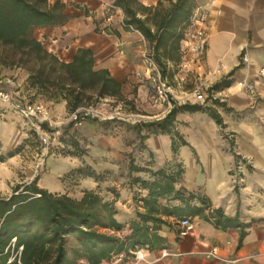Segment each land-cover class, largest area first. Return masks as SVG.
I'll return each instance as SVG.
<instances>
[{
    "label": "crops",
    "instance_id": "obj_1",
    "mask_svg": "<svg viewBox=\"0 0 264 264\" xmlns=\"http://www.w3.org/2000/svg\"><path fill=\"white\" fill-rule=\"evenodd\" d=\"M56 1L49 0V4ZM60 1L65 5L67 22L35 27L34 36L65 62L73 59L78 48H91L95 68L109 69L122 82L123 95L136 102L138 109L144 112L143 118L165 117L170 110L152 100L143 76L146 74L140 72L145 67L140 56L141 40H146L140 32L124 29L123 11L113 5L114 0ZM140 1L156 5L159 0ZM196 1L198 6L210 12L206 57L202 62L193 54L182 57L178 73L172 79V90L175 99L181 103L176 93H188L182 85L184 79L197 77L210 87L234 71L231 85L217 92L220 102L226 106L216 105L225 127L205 112H180L176 129L188 144L182 145L178 154L173 152L169 134L150 135L142 150L130 146L121 134L108 138L99 147L91 146L86 161L97 172L117 171L123 166L129 172L126 158L131 152L136 164L146 166L150 162L149 167L153 170L179 163L184 169L179 186L202 193L210 200L212 209L220 208L226 217L237 219L240 226L222 229L202 217H188L190 226L184 235H180L179 221L170 218L169 224L163 225L159 232L166 238L165 248L146 249L143 262H133L131 254L122 253V261L114 257L101 264H129L131 261L132 264H264V81L258 77L259 69L264 66V0ZM110 9L112 14L108 13ZM95 20L104 28L102 32L96 31ZM244 47L249 56L248 63H242ZM28 75L21 67L0 65V87L11 89L9 82L12 81L24 96L34 95L35 90L28 87ZM241 80L256 82L257 95L251 96L242 89L238 84ZM189 102L198 103L193 97ZM52 104L55 116L65 118L68 114L66 101ZM27 137L22 118L0 100V155L5 156L0 160V196L11 195L17 184L29 183L38 176L39 162L31 159L25 148L9 155ZM237 155L243 164L239 171ZM63 159L65 167L55 171L47 158V169L39 176L40 187L57 193L66 192L60 177L76 167L79 160L75 157ZM52 165H56L55 160ZM238 174L241 177H237ZM136 175L147 177L144 172H136ZM81 184L88 190L99 185L92 177L82 179ZM103 185L101 183L100 193L112 200L113 194ZM114 185L119 193L115 202L116 217L126 225L124 234L140 208L134 199L138 188L123 178ZM242 232L245 233L243 238Z\"/></svg>",
    "mask_w": 264,
    "mask_h": 264
},
{
    "label": "trees",
    "instance_id": "obj_2",
    "mask_svg": "<svg viewBox=\"0 0 264 264\" xmlns=\"http://www.w3.org/2000/svg\"><path fill=\"white\" fill-rule=\"evenodd\" d=\"M113 5L123 11L124 29L142 34L149 56L160 67L162 76L172 79L182 61V40L197 1L159 0L156 5H146L140 0H114ZM64 8L60 0L52 5L49 0H0V45L7 48L0 55V64L26 69L28 87L35 90L34 98L42 96L54 103L66 101L69 113L105 98L133 104L123 95L122 82L109 69L95 68L91 48H78L73 59L65 62L33 35L35 27L65 24L68 17ZM233 74L231 71L210 86V94L229 87ZM218 104L226 107L219 99L211 104H181L174 100L165 117L140 120L133 126L140 142L137 149L146 148L144 141L150 135L162 133L171 136L173 152L178 154L179 148L188 144L176 129L178 114L205 112L224 128ZM30 133L9 155L32 142L34 132ZM230 141L234 145L232 138ZM72 146L76 149L72 155L85 154L77 141ZM4 157L0 155V160ZM149 163L141 166L130 160V183L138 188L134 199L140 208L124 234L126 225L116 217L119 193L115 186L106 187L114 198H105L100 193L104 173L90 164L72 168L62 179L92 177L99 183L96 189L84 190L81 197L40 187L39 176L29 183L17 184L11 195L0 196V264H101L122 253L130 255L131 250L140 247L163 249L166 238L159 232L170 218L180 221L198 216L222 229L240 226L237 219L226 217L220 208L212 209L210 200L202 193L179 186L184 173L181 164L170 163L153 170ZM136 172H144L147 177ZM244 235L242 232L241 237Z\"/></svg>",
    "mask_w": 264,
    "mask_h": 264
},
{
    "label": "rangeland",
    "instance_id": "obj_3",
    "mask_svg": "<svg viewBox=\"0 0 264 264\" xmlns=\"http://www.w3.org/2000/svg\"><path fill=\"white\" fill-rule=\"evenodd\" d=\"M108 13L112 14L113 13L112 9H110ZM91 15H93L92 17L94 18V14H91ZM95 21L97 22L96 31L102 32L104 28L101 27V25L99 24L97 20ZM32 33L34 35L33 30H32ZM47 40L48 38H46V41H44L46 42V44H47ZM6 50H7L6 47L0 45V55L4 53ZM148 52H149L148 43L142 39L141 47H140V56L142 59V63L144 64L145 67L143 71H140V72L142 74L143 72L146 74V75L143 74V76L149 88L150 81L158 73V71H160V67L157 64L156 65L150 64V62L147 60ZM0 65H3V64H0ZM24 70L27 72L26 69ZM130 75L132 76L133 73H131ZM166 79L168 80L171 87L174 88V86H172L173 85L172 79L173 80L175 79L174 76L170 80L168 78ZM201 81L203 80H200L197 77H194L189 80L184 79V81H182V85H183V88L188 93H191ZM174 82H176V80ZM208 93H209V96H211L212 93L210 94L209 91ZM176 94L179 96L178 98L181 101V104L185 102H189L190 99L187 100L185 97L186 95L184 93L178 92ZM27 98L28 99L33 98L34 100H42L50 108L53 106L52 103H54L52 101L47 100L46 98L42 96H37L34 98L33 95L27 94ZM174 98H175V94H174ZM193 99L196 100L194 97ZM131 100L134 103L127 105V104H124L123 102H117L114 99L105 98L97 102L96 104L88 105L87 107L91 109V113L84 116L79 123L69 120L70 113L68 111H67L68 114L63 119L58 116H55V113L52 112L57 121L63 122L60 127V131H61L60 134L57 135L55 138H52L51 143L49 145L42 144L39 141V139L33 134V137L31 140L32 142L27 144L24 147L26 150V154L31 159L35 160L36 162H39V169L37 173L38 176H40V174L46 171L47 158L49 159L48 161L49 165H51V167H53L55 171L58 168L65 167L64 165L66 161L65 159H63V157H68V158L75 157L76 159H78L79 163L74 168L82 166L83 164H90L86 161V156L90 157V151L92 148L91 146L99 147L102 143L107 141L108 138L110 137H116V136L123 134L126 137V140L129 141L130 146H132L134 149L140 148L139 138L137 137L136 131L134 130L133 126L137 124L140 120H145L146 118H143L141 116V114L144 112L138 109V106L133 99ZM197 102L202 103L200 101H197ZM25 130L28 132V134L30 133V131L27 128H25ZM60 136L62 138L61 140L59 139ZM73 141H77L80 144V147L85 150L84 155H81V156L72 155V152L76 151V149L72 146ZM126 159H127V166H129L131 159L136 160V158L133 157L132 152L127 154ZM52 160H55L56 165L54 166L52 165ZM120 165L122 164L120 163ZM123 167H121L117 171L110 170V169L109 171H107L108 169L101 171L102 173H104L103 175L104 181L101 182L102 184H104L103 186L104 187L115 186L114 185L115 182L119 181L121 178L126 179V181L130 182L128 168L124 169ZM70 170H68L67 172H69ZM67 172H65L60 177L61 180L63 179L64 175ZM82 179L79 176H75V177L70 176V177H67L65 181L62 180V182L65 185V191H66L65 193H68L69 195L73 197H81L83 194H80V193H83L84 190H86L81 184Z\"/></svg>",
    "mask_w": 264,
    "mask_h": 264
},
{
    "label": "built area",
    "instance_id": "obj_4",
    "mask_svg": "<svg viewBox=\"0 0 264 264\" xmlns=\"http://www.w3.org/2000/svg\"><path fill=\"white\" fill-rule=\"evenodd\" d=\"M209 17L210 12L207 8L197 6L194 10L188 28L186 30L184 39L182 40L183 57L187 54H193L195 59L202 62L206 57V52L209 43ZM147 60L152 65L156 62L147 54ZM242 63L249 62V56L246 47L242 49L241 53ZM258 77L264 81V66L258 71ZM11 89L0 87V100L9 105L12 110L18 114L23 121V125L29 131L34 132V135L42 144L49 145L52 138L60 134V127L63 122L57 121L52 113L51 108L42 100H32L24 96L22 90L15 85L14 82H9ZM240 87L246 90L251 96H256L258 92V84L247 80L238 82ZM151 98L155 103L164 104L167 110L174 106V94L168 80L162 76L161 72L152 78L149 84ZM186 99L189 100L194 97L197 101L202 103H211L214 99H219L216 93L209 96L208 87L204 81H201L193 92L185 94ZM210 97V98H209ZM208 100V101H207ZM91 113V109L87 106L78 108L76 111L70 113L69 120L79 123L82 118ZM228 137L232 138L230 134ZM242 161L239 160L238 171L242 168ZM237 177H241L240 174ZM181 226L180 235H184L190 226V219L184 218L179 221ZM148 248H136L131 250L133 262H143L146 260L145 250ZM119 261H122L123 254L115 256ZM132 261L129 264L133 263Z\"/></svg>",
    "mask_w": 264,
    "mask_h": 264
}]
</instances>
